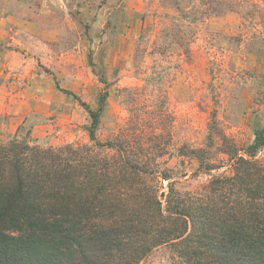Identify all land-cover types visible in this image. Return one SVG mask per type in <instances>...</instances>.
<instances>
[{
  "label": "rangeland",
  "instance_id": "1",
  "mask_svg": "<svg viewBox=\"0 0 264 264\" xmlns=\"http://www.w3.org/2000/svg\"><path fill=\"white\" fill-rule=\"evenodd\" d=\"M104 92L100 142L140 121L172 135L179 190L229 175L227 156L198 173L180 149L207 148L214 122L215 148L219 132L239 147L264 135V0H0V140L90 144L82 103L98 111ZM171 256L162 247L141 264Z\"/></svg>",
  "mask_w": 264,
  "mask_h": 264
},
{
  "label": "trees",
  "instance_id": "2",
  "mask_svg": "<svg viewBox=\"0 0 264 264\" xmlns=\"http://www.w3.org/2000/svg\"><path fill=\"white\" fill-rule=\"evenodd\" d=\"M107 95L98 111L82 103L90 144L0 140V264H141L162 247L174 264H264L262 132L246 147L219 132L215 148L214 122L207 148L180 153L205 174L223 167L216 155H225L231 173L183 192L167 167L169 132L131 121L107 142L97 139Z\"/></svg>",
  "mask_w": 264,
  "mask_h": 264
}]
</instances>
